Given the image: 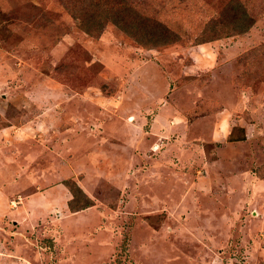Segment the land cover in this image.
<instances>
[{
    "label": "rangeland",
    "instance_id": "374dc122",
    "mask_svg": "<svg viewBox=\"0 0 264 264\" xmlns=\"http://www.w3.org/2000/svg\"><path fill=\"white\" fill-rule=\"evenodd\" d=\"M100 1L0 0V264H264V0H115L176 32L161 48L86 33ZM236 2L248 32L196 45ZM172 94L246 130L150 133L145 97Z\"/></svg>",
    "mask_w": 264,
    "mask_h": 264
},
{
    "label": "trees",
    "instance_id": "16d2710c",
    "mask_svg": "<svg viewBox=\"0 0 264 264\" xmlns=\"http://www.w3.org/2000/svg\"><path fill=\"white\" fill-rule=\"evenodd\" d=\"M100 2L102 3L99 5V9L95 10L89 7L83 10V13H85L84 18H86L84 23L89 24L88 28L87 26H83V29L88 34H100L105 25L111 23L128 38L150 48L168 47L179 40L173 29L157 20L145 16L135 4H121L118 1L115 3V0H101ZM90 5L94 4L91 3ZM254 23L255 20L249 15L245 7L236 2L235 5L225 7L221 11V16L219 15L218 19L207 22L203 28L205 31L195 43H197L196 45H201L205 42L216 40L223 33H225V37L244 34L248 32ZM220 26L222 28H219ZM206 30L212 36H206ZM229 32L231 33L229 34ZM232 135L233 133L228 137L229 141L236 139ZM239 139L242 138L240 137ZM64 185L72 195V199L68 203L70 211L76 212L91 206V200L83 194L81 189L73 181H68Z\"/></svg>",
    "mask_w": 264,
    "mask_h": 264
},
{
    "label": "crops",
    "instance_id": "0c3cea01",
    "mask_svg": "<svg viewBox=\"0 0 264 264\" xmlns=\"http://www.w3.org/2000/svg\"><path fill=\"white\" fill-rule=\"evenodd\" d=\"M190 55V54H189ZM190 59L193 61V57L189 56ZM196 61L190 63L192 67H195ZM157 79V75L154 76ZM171 99H162V95H156V97L150 98L145 97V101L147 102V106H145V110L140 112L139 117L141 119H149L150 124L148 127V130L150 133H159L160 130H165L169 133L171 131L179 130L178 123L182 121V128L184 130H189L191 133L193 130H206L207 135H209L208 138H211L212 141H219L220 139H228L230 134L232 133V130H246L245 126L243 124H236L231 125L229 120L224 117V114L226 113V109L221 111L220 119H217V114L215 111H212V109H208L207 106L201 107L199 109L198 104L196 103L195 106L193 104L195 100V96H186L184 97L185 100L180 104L181 96H177L175 94H172L170 96ZM163 100V101H162ZM178 102V104L176 103ZM162 102V104H161ZM159 103V104H158ZM176 105V106H175ZM228 104H225V106ZM189 108L185 109L182 108ZM181 108V109H180ZM202 109V110H201ZM217 110V108H216ZM191 111L193 116H191ZM146 112V114H145ZM215 112V113H213ZM218 112V111H217ZM196 113V114H195ZM232 115V112H230ZM128 112L124 113L125 122H123V130H116L119 132V135L123 136L124 144L134 146L137 145V142L135 143L134 137L139 133L140 130H146L142 125L144 124V121H141L138 125L139 129L134 128L135 125L129 123L126 118H128ZM150 117H149V116ZM196 115V116H195ZM123 116V115H122ZM125 123V124H124ZM177 124V125H176ZM127 125V126H126ZM162 134V132H161ZM214 137H220V139H216ZM2 159V157H0ZM5 171L4 169H2ZM4 190H0V198L5 195L3 192ZM5 210V208L0 207V214Z\"/></svg>",
    "mask_w": 264,
    "mask_h": 264
}]
</instances>
